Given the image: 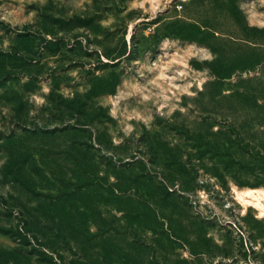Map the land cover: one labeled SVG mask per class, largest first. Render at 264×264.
<instances>
[{
  "label": "rangeland",
  "instance_id": "1",
  "mask_svg": "<svg viewBox=\"0 0 264 264\" xmlns=\"http://www.w3.org/2000/svg\"><path fill=\"white\" fill-rule=\"evenodd\" d=\"M231 126L264 0H0V264H264V186L188 138Z\"/></svg>",
  "mask_w": 264,
  "mask_h": 264
},
{
  "label": "trees",
  "instance_id": "2",
  "mask_svg": "<svg viewBox=\"0 0 264 264\" xmlns=\"http://www.w3.org/2000/svg\"><path fill=\"white\" fill-rule=\"evenodd\" d=\"M213 74L218 78L227 76L219 71H213ZM190 134L188 138L196 144L200 157L209 153L212 157L220 159L233 174V181L238 186H264V127L249 136H244L235 126L226 131L218 129L212 132L211 136L195 131ZM227 134H235V138L231 139ZM229 143L234 144L233 150L225 147ZM215 169L218 170L216 167ZM242 175L245 176L244 179ZM220 177L224 178L223 174H220Z\"/></svg>",
  "mask_w": 264,
  "mask_h": 264
},
{
  "label": "bare ground",
  "instance_id": "3",
  "mask_svg": "<svg viewBox=\"0 0 264 264\" xmlns=\"http://www.w3.org/2000/svg\"><path fill=\"white\" fill-rule=\"evenodd\" d=\"M237 195L246 203L252 204L264 212V189L247 188Z\"/></svg>",
  "mask_w": 264,
  "mask_h": 264
}]
</instances>
